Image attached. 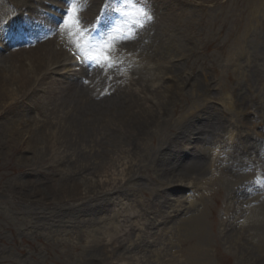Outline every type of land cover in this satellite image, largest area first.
<instances>
[{"label": "rangeland", "instance_id": "rangeland-1", "mask_svg": "<svg viewBox=\"0 0 264 264\" xmlns=\"http://www.w3.org/2000/svg\"><path fill=\"white\" fill-rule=\"evenodd\" d=\"M52 1L42 0L41 3L47 6ZM106 1L108 0H81L77 5L80 9L78 14L81 24L77 27H61L65 17L60 22L52 23L53 29L49 33L56 31L53 35L63 39H56V52L60 51L59 43L66 40L64 36L69 31L72 34L67 40L72 39V43L80 44L81 48H85L89 43L96 44L95 28L100 21L98 15L109 9ZM8 2L10 0H0V5H8ZM142 5L149 6L147 8L153 19L145 27L135 30L134 39L118 43L122 47L130 48V51L134 50L138 59L143 61L142 65L124 67L122 64L125 62L117 58H113L116 66L108 68L109 70L92 64V72L82 74L79 80L73 83L75 89L67 92L62 86L66 87L70 80L66 75H58V67L51 66L48 70L50 77L44 75L45 80L39 77L33 84L43 82L44 87L48 88L59 81L58 93H53L49 98V92L45 91L43 86L38 89L29 88L27 94H22L21 91L16 99L0 106V264H134L139 257L133 254L137 251L148 252L154 242H147L146 246L136 248L129 247L126 241H102V230H97L103 226L100 220L103 223L104 220L109 222L117 214L116 219L122 221L127 209L138 204L144 214H140V217H143L140 220L145 223L146 230L150 232L152 229H148L150 219H158L157 223H162L160 227L165 228L168 238L167 227L174 224V220L161 218L162 212L166 213L165 210H168L163 202L171 196L163 186L168 176L162 179L156 177L160 173L153 175L155 168H159L155 159L171 140L172 134L176 133V127L184 129L186 126L189 127L187 135L192 129L194 134L189 139L192 147L187 149L183 142L184 147L179 151L181 160H186L183 163L185 177L181 181L185 189L177 195H184V199L188 201L189 196L193 194L191 200H194L195 205L199 200L205 202L207 211L199 210L202 219L199 225L201 234L196 231L194 235L184 238L186 248L183 249V246L179 252L180 256L184 255L182 263L188 264L185 251L191 258L195 257V263L200 260L197 258L198 252L203 249L207 252L204 258L208 259L202 261L204 264H243L251 259L255 261L257 258H264V243L252 245L249 237L247 238L248 231L245 226H239L258 208H264V140L256 137L252 129L244 134L239 131L243 130L246 120H252L258 112L264 117V0H142ZM10 11L8 8L0 19V65L2 61L11 59L5 58L10 57L11 53L34 49L45 43L44 40L40 43V39L50 37L48 31L23 32L21 29L27 20L20 14L12 15ZM83 15L89 18V24L85 23ZM33 18L34 21H43L47 19V14L45 15L41 8ZM128 24L122 17L119 22L121 30L116 35L108 34V40L113 42L121 31L131 35V32H127ZM5 37L12 38L11 43L5 44ZM22 40H28L29 44L22 43ZM116 45L109 46L113 48ZM49 47L51 48V45ZM21 61L22 57L13 59L16 64H21ZM7 65L9 66L10 62ZM87 65L85 64L84 69ZM162 76L168 77L163 79V86H182V82L187 83L184 89L178 90V94L172 98L173 104L179 102L182 107L175 113L168 107V115L157 113L155 125L159 124L161 128L155 135L151 134L154 131L152 126L155 117L148 125L145 123V126H139L138 137L128 145L130 157L125 158L127 162H123V165L113 164L112 171L104 172L95 167L101 160H107V164L113 163L108 162V153L105 155L113 146L110 142L103 145V154L93 156L88 154L87 148L86 154L83 153L85 147L76 145L72 135L58 132L59 129L56 131L58 138H54L52 142L48 135L40 136L43 123L57 120L56 115L61 113L57 111L59 107L62 111L77 108L73 101L85 89L95 90L96 95L98 90H103L104 93L100 92L103 104L110 102L111 106H116L111 97L113 86L119 84L123 89L134 92L139 89H155L157 91L153 93L160 94L162 89L145 86L157 85ZM216 79L219 80L217 84ZM16 87L14 86L15 89ZM233 91L236 94H233ZM143 93L140 97H144ZM181 93L185 95L184 101L178 96ZM231 95L235 98L237 109L233 107ZM94 97L95 99L91 98V103H97L98 98ZM196 97H202V100L194 101ZM129 102L130 100H126L125 106ZM151 102L152 100L148 104ZM224 106L226 110H223ZM53 107L54 111H57L55 114L50 113ZM183 108L184 111L181 112ZM85 116L88 114L78 111L72 121L76 123ZM97 118L101 123L105 120L103 117ZM234 124L239 128L238 136ZM260 130L264 132V126ZM74 132L75 136L81 137L77 134V129ZM239 137L243 139L241 144H234L223 154V146H231L227 144L229 139L231 143H237ZM37 140L40 143L38 147ZM84 140L87 145V139ZM218 140L223 141V144L221 151L217 153H220V156L215 166L211 163L214 159L212 146L217 145ZM31 141L32 146L29 144ZM197 141H203L199 146L208 145L210 151L202 155V148L198 146ZM245 146H256L252 152L258 155V159L248 161L243 152ZM79 149H82V152H79ZM94 160V168H84ZM127 163L133 165L132 169H137V172H131L137 177L135 180L127 179V176L122 175L124 172L120 171ZM128 172L126 171L125 175ZM258 175L261 176L260 180ZM196 176H200V179L204 177L205 180L207 178L206 183L199 186L208 190L205 193L198 194L197 191L195 194L196 187L193 184L187 189L190 178ZM250 178L254 180L253 184L249 183ZM236 187L242 189L235 196V200L241 199L240 203H233L232 200ZM121 189H124L125 193L120 192ZM193 189L194 193L191 191ZM255 194L262 195L258 205L253 202ZM75 198H79L81 203L73 201ZM171 203L173 204V201ZM95 204L100 209H95ZM190 207L186 204L187 209H182V212L189 214L192 211ZM79 210L82 212L80 217H77ZM135 216L138 215L133 216L131 213L129 216L133 223L139 220ZM81 218L84 221L76 223L80 222ZM204 219H207V222ZM95 227L97 229H94ZM176 228L173 227L171 231L175 232L174 234L180 233ZM89 229L93 231L92 242H88L90 239L87 238L88 232L91 233ZM137 231L138 226L132 227L118 237L120 240H137ZM160 231L161 229L154 232L158 234L155 237L159 247L163 238H160ZM235 238H242L246 246L231 249L229 245ZM109 244V247H105ZM112 247H117L120 251L114 257L105 251ZM245 250L249 253L240 257ZM172 253L168 254L174 261L176 258L171 256ZM122 256L124 257L120 258ZM116 257L120 260L115 261ZM152 259V255L145 258V264ZM165 260L168 263V258Z\"/></svg>", "mask_w": 264, "mask_h": 264}, {"label": "bare ground", "instance_id": "bare-ground-1", "mask_svg": "<svg viewBox=\"0 0 264 264\" xmlns=\"http://www.w3.org/2000/svg\"><path fill=\"white\" fill-rule=\"evenodd\" d=\"M22 1L24 2L27 0H22ZM13 7H15L14 4H12L11 6H9L7 4L5 6L0 5V19H1V16L8 10V8L13 10ZM89 17L92 18L91 15ZM87 22H90L89 18H87ZM67 35L69 36V33L66 34V36ZM33 38H34V36H33ZM57 38H58L57 36L53 35L52 38L50 36L48 39H40L41 40L40 43L43 42L42 40H44L45 43L36 46L34 49H29L28 51H26V49H22L21 51H16L14 54L11 53V55H9L10 57H5V58H11V59L8 61H2V65H0V106L2 104L5 105V104L9 103V100L11 102V100L16 99V97L18 96V94L21 91H22V94H27L29 88L30 89H34V88L38 89V88L43 86L45 91L49 92L48 93L49 98H51L53 93H55V94L58 93V91H59L58 87H59V83H60L59 81H57V83L52 85V87L50 86L48 88L44 87L45 83H43V82H39L38 84L37 83L33 84L34 82L38 81L37 78H39V77H41L43 80H45L44 75H46L49 78L50 73H48V70L51 68V66L56 67L60 61L63 62V59H65L66 52H65V49L62 48V45H59L60 51L57 54L54 53V52H56L55 47H56V43H57V40H56ZM67 39L68 38H66V40H64V41L68 42ZM27 41L28 40H22V43H25L28 45L29 43ZM49 45H51V48L49 47ZM18 57H22L21 64H16L15 62H13V59L14 58L18 59ZM9 62H10V65L8 66L7 63H9ZM68 71L70 72V68L68 69ZM8 73H10V74L8 75ZM80 74H82V73L78 72V73L74 74L73 76H78ZM73 76L67 77L70 81L67 83L68 84L66 86L67 88L62 86V89L64 91L67 92L68 90L70 91V90L75 89L73 83L75 81L79 80L80 76L77 77L76 79H72ZM165 78H168V77L162 76V78L159 81H157V85L150 84L148 86H145L147 88L150 87V88L162 89L160 94L156 93V92L153 93V91H157L155 89L154 90L139 89L135 92L130 91V90L127 91L125 89L114 90V93L111 95V97L113 98L112 101H114L116 103V106H111L110 102H108L107 105H104L103 104L104 102L102 101L103 98L101 99L99 97L100 93H98V96H97V98H98L97 103H95L94 101L92 103L88 102L87 98H89V97L86 94L80 93L78 98L73 101L77 108H71L69 110L66 109L67 111H62L61 107H59L57 111L61 112L62 114L60 113L59 115H56V117H55V118H57L56 121L45 122L46 124L43 123L41 125L42 131H41L40 136L44 137L45 135H42V134H46V135H48V137L50 138V141L52 142V141H54L53 140L54 138H58V136H57L58 132L61 131V132L68 133L69 136L72 135V140L75 138L74 141L76 142V145L80 144V146L83 145L85 147L84 148L85 150L83 153L86 154V148H87L89 150L88 154H92L93 156H96L97 154L101 155V153L103 154L105 151L103 145L108 144V142H110L113 144V146H112V148L107 150L105 155L108 153L107 157L110 159V160H108V162H113V163L107 164V162H105L107 160H101V162H99V163L97 162L95 167H97V169L104 171V172H108L110 170L112 171V170H114L113 164L119 165L122 163V165H123V162H127V161H125V158L127 156L130 157L129 154L131 153L128 145L131 144V142L133 141V139L135 137H138L139 131H140L138 128L139 126H145V123H147V125H148L150 123V121L152 119H154V117H155L154 124L152 126L154 128V131L151 133V134L155 135V133L161 128V125H159V124H158V126L155 125V120L158 117L157 113H160V115L161 114L168 115L166 113V111L168 110V107H170L171 110H173L172 113H175L180 107H182V104L179 102L173 104L172 98H173V96L176 95V93L178 94V90L184 89V86L187 83L182 82V86H178V85H176V86L175 85L163 86V84H165V83L162 81ZM62 84H64V82H62ZM14 86H17L16 89L14 88ZM19 89H20V91H19ZM150 91H152V92H150ZM142 93L144 94V97H140V94H142ZM147 93H150L149 96H146ZM178 96L183 101L185 100L184 94L181 93ZM231 99H232V95H231ZM76 100H78V102ZM126 100H130V102L127 106H125V104H124V103H126ZM151 100H152L151 104H148V102H150ZM155 100H156V102H153ZM196 100L201 101L202 97H196L194 99V101H196ZM235 103H236V101H235ZM95 104H97V105H95ZM232 104H233V102H232ZM57 111L56 110L54 111V107H53V109H51L50 113L55 114V112H57ZM78 111L83 112L84 114H88V116H85L84 119H82V120L79 119L78 122L73 123L74 121H72V119H74L75 114H77ZM183 111H184V108L181 110V112H183ZM89 114L91 117H89ZM189 114H186V115H189ZM259 116H260L259 119L263 120L261 113L259 114ZM97 117H103L105 120L101 123V122L97 121V119H98ZM238 118L239 117L237 115L236 120H238ZM198 120H199V118H198ZM255 123H256V121H255ZM260 123H261V121L259 122V124ZM73 124H78V125L74 126ZM234 126L237 127L236 124H234ZM176 128H177L176 133L172 134L171 140L167 144H165V148L158 153L157 159H155V161L157 162V166L159 168H155V170L153 172V175H155L156 173H160V175H157V176L155 175L157 178L161 177L162 179H164L166 176H168V178L164 181L163 186L165 187V190H167L166 192L168 194H170L171 196L166 198V201L163 202V204H165V208H167L168 210L167 211L165 210L166 213L162 212V214H161L162 215L161 218H164V220H167V221L174 220V222H173L174 224H172L170 227H168V232H169L168 238H167L166 234L164 233L163 228L160 227V225L162 226V223H157L158 219H157V221L155 219H153V220L150 219L148 221V229L149 230L151 228L152 229L150 232L146 230L147 228L145 227V223L142 222V220H140V219H143V217H140V214L141 215H144V214L141 212V209L139 208L138 204H135L134 206L131 205V207L127 209V211L125 212V217H124L125 219H123L122 221H120L119 219H116L118 215L115 214L111 218V221H109V222H108V220H106V222H105L104 218H101L104 220V223L100 220V222L102 223L101 225H103V226L101 228H98V229H97V227H99V226L94 228V229H97L99 231L102 230V232H101L103 235V237L101 238L102 241H104V240H106V241L109 240V242H111V241L112 242L113 241H115V242L126 241V243L128 244L129 247H136V248H138L141 245L146 246L147 242H154L153 247L146 253L138 252V251L136 254L131 253L133 255H138V257H139V259L136 260L134 264H141V262H143V264H145L147 262L145 260V258H148L151 255L153 256V259L148 260V262H149L148 264H183L182 261H184V259H182V258L184 255L181 254V256H180L179 252L183 246H184L183 249L186 248L185 243H184L185 236H191V235H194L196 233V231H199V232L201 231L199 228V225H201L202 219H201V214L199 213V210H203V211L206 210L205 202L202 203V201L199 200L195 205V203L193 202L194 200L188 199L189 205L191 206L190 209L192 211L189 214L185 215V217H183L184 216L183 214H186L184 212L180 216L178 215V212H179L182 204L184 202H186L185 200H183L184 195H182V194L177 195V193H179L185 189V185L183 183H181V181L185 177V174H184L185 167H184L183 163H185L186 160H183V159L181 160L180 155H179V151L182 147H184L183 142H185L186 148L190 147L189 146V144H190L189 139L194 134V130L192 129L191 132L187 135V133L189 131L188 126H186L184 129H182V127L181 128L176 127ZM246 128L248 129L247 126H246ZM57 129H59L58 132H56ZM75 129H77V134L81 135V137L75 136V132H74ZM51 135H53V136H51ZM262 135H263V133L258 134L257 136L261 137ZM84 139H87V145L85 144ZM38 140H37V147L40 144V143H38ZM202 142L203 141H199L198 145L202 144ZM221 142H223V141L218 140V142H216L217 147H215V149L217 148V150H221V148H222ZM256 142H258V141L256 140ZM53 143L55 144V142H53ZM29 144L32 146L33 145L32 141ZM115 144H116V146H115ZM145 147H147V145ZM255 148H256V146H253V147L252 146H245L244 151H243L244 155L248 154V157L252 158L253 155L256 154V153L252 152V149H255ZM127 150H129V151H127ZM144 151H146V150L144 149ZM215 151L216 150H213V154H212V156L214 158L213 161L211 162L212 165L217 164V159L220 156V153L215 154ZM79 152H82V149H79ZM126 152H127V154H126ZM95 162H96V160L90 161V163H88V164L86 163L87 165H85L84 168H87V169L94 168ZM132 168H133V165H128V163H127L126 167H123L122 169H120V171L124 172L122 175L127 176V179L135 180L137 177H134L135 175H132L131 172H137V169H132ZM126 171H129V172L125 175ZM168 172H170V174H168ZM199 175H201V174L199 173ZM175 177H176V179H175ZM206 180H207V178H206ZM206 180H201L200 176H196V178L191 177L186 186H188V185L190 186L191 184H193V186L195 187L196 184L201 185ZM130 183H131V181H130ZM123 190L120 192L125 193V190L124 191ZM196 191H198V193L200 194L202 191H204V193H205L207 190L203 189V188H197ZM142 192L145 193V191H143V190H142ZM123 196H126V195L123 194ZM77 199H79V198H75V200H73V201H77V202L81 203V200L80 199L77 200ZM126 199L128 201V198H126ZM170 201L171 202L173 201V204ZM240 201H241V199H239L238 203H240ZM159 204H161V202H159ZM195 206H200V207H195ZM93 207L97 210L100 209V207L96 204ZM254 207H251V209H253ZM174 208L178 212H176ZM80 212H82V211L79 210L77 212V215H76L77 217H80V214H81ZM173 212H176L175 217H173L171 214ZM131 213L133 214V216L138 215L135 217L138 218L139 220L134 222V223L132 222V220H129V216ZM182 217H183V219H182ZM75 219H76V217H75ZM82 221H84V220L82 219L80 222H76V223H82ZM204 221L207 222V219H204ZM245 221H247V222L245 224L242 223L241 225L245 226V229H247V231H248L247 238L249 237V239L251 241L250 243L252 245H259V243H264V228H263V226H264V208L263 207L258 208L254 212L253 215L249 216L248 219L245 218ZM177 223H178V225H177ZM176 225H177V228L180 230L179 231L180 233H178V234L177 233L174 234L175 232L171 231L173 229V227L176 228ZM136 226H138V231L136 232V235L138 236L137 240L132 239V238H124V239L120 240L121 235L123 233H125L127 231V229H132V227L134 228ZM48 229H49V227H48ZM159 229H161V231H160L161 234H159L160 238L163 237L161 239V243L159 244L160 247L157 246L158 243H156V237H155L158 234H156V233L154 234V232L158 231ZM89 230H91V229H89ZM151 232H153V233H151ZM88 233L89 234H88L87 238L90 239V241H88V242H92L93 231L91 230V233L90 232H88ZM200 234H201V232H200ZM119 235H120V237H118ZM127 236H129L128 233H127ZM144 236H147V238H144ZM172 236H174V238H172ZM177 241H179V243H177ZM114 243H112V244H114ZM119 244H121V243H119ZM110 245L111 244L106 245L105 247H109ZM245 246H246V243L243 241L242 238L233 239L232 243L229 245V247L231 249H233L234 247L241 248V247H245ZM171 250H173V253L171 254V256L176 258L174 261H172V258L168 254V252H170ZM204 250L205 249H203L201 252H198L197 258L200 260H198L195 263H194L195 257L191 258V256L185 251L184 254H186L188 256V264H193V263L194 264H204L202 261H208V259L204 258L207 255V252ZM105 251L107 253L111 254V256H113V257L116 256L120 252L117 249V247H112L111 249L107 248V249H105ZM163 251H164V253H163ZM248 253H249V251L245 250L244 252H242L240 254V257H244ZM161 255H163V257H161ZM111 256H109V257H111ZM123 257L124 256H122L120 258H123ZM164 257H165V259L168 258V263L166 262L167 260H165ZM179 257L181 259H178ZM119 260L120 259H118L116 257L115 261H119ZM258 262H259V264H264V258L261 260L257 258L255 261H253V259H251L250 261L243 262V264H257Z\"/></svg>", "mask_w": 264, "mask_h": 264}, {"label": "snow or ice", "instance_id": "snow-or-ice-1", "mask_svg": "<svg viewBox=\"0 0 264 264\" xmlns=\"http://www.w3.org/2000/svg\"><path fill=\"white\" fill-rule=\"evenodd\" d=\"M122 2L125 8L119 11L124 19L129 22L127 32H131L132 34L121 33L113 40V45L134 39L135 30L145 27L153 19L150 10L145 5H142V0H122ZM79 3H81V0H68L69 8L61 27L65 25L77 27L81 24L78 14L80 9L77 7ZM129 9L132 11H129ZM79 31H83V29H79ZM71 34V31H69V35ZM76 48L77 52L74 55L77 56L79 63L86 65L96 64L100 68H112L116 66L113 63L112 46L106 45L103 48H97L96 45L89 43L85 48H81L80 44L77 43Z\"/></svg>", "mask_w": 264, "mask_h": 264}]
</instances>
